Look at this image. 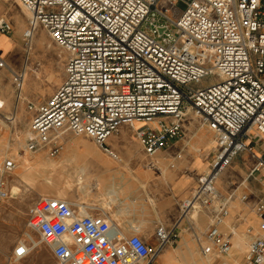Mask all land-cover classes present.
<instances>
[{
    "label": "built area",
    "instance_id": "2783aa9c",
    "mask_svg": "<svg viewBox=\"0 0 264 264\" xmlns=\"http://www.w3.org/2000/svg\"><path fill=\"white\" fill-rule=\"evenodd\" d=\"M19 1L29 13L26 45L42 27L69 55L61 85L40 105L30 106L35 115L25 151L48 149L56 157L60 137L71 132L92 138L122 162L107 141L128 124L152 157L183 137L186 115L193 110L215 135L219 150L181 209L186 216L194 201L215 209L201 253L211 264H227L224 257L233 243L221 225L230 197L220 194L215 181L243 151L256 157L253 171L264 169V150L257 155L246 142L253 129L264 141V0ZM179 2L185 8L172 11ZM12 31L11 21L1 16L0 32ZM0 68H9L22 89L25 72L13 70L1 56ZM213 73L217 79L205 83ZM183 155L179 150L176 159ZM18 163L9 157L0 165V205L10 196L9 181ZM93 209L42 196L29 206L27 227L39 234L37 241L47 245L59 264H150L178 239L176 228L162 223L151 236L135 225L125 233ZM256 213L260 234L249 244L243 264H264V201L257 203ZM35 240L27 233L15 244L13 259L27 257L40 244Z\"/></svg>",
    "mask_w": 264,
    "mask_h": 264
},
{
    "label": "crops",
    "instance_id": "0c3cea01",
    "mask_svg": "<svg viewBox=\"0 0 264 264\" xmlns=\"http://www.w3.org/2000/svg\"><path fill=\"white\" fill-rule=\"evenodd\" d=\"M5 3L0 0V17L4 15L11 21L14 33L11 36L0 33V52L14 49L16 41L21 39L26 23L28 27L24 11V15L20 14L22 18H19V25L16 26L13 17L5 9ZM127 125L122 124L119 132L110 136L107 141L113 149L123 153L122 162L115 161L98 146L87 142L82 147L67 148L62 155L63 159H56L52 163L45 162V165L57 169L61 167L63 160L65 166H62V170L66 171L68 166L74 167L76 181H73L68 192L70 200L78 199L81 203L93 206L95 214L118 216L120 227V217L127 216L138 222L141 221L140 218L146 220L154 229L157 223L176 228L178 239L175 244L180 243L178 248L181 252H189L193 257L202 256L205 233L216 211L211 206H198V217L193 219L182 215L181 204L192 197L199 177L210 169L215 147L210 144L213 137L206 141L201 140L198 134L190 140L182 138L152 157H148L141 148L144 157H147L142 159L127 154L126 148H129L128 145L132 142L124 135ZM202 130L210 134L207 128ZM246 142L257 155L263 152L264 141L258 139L256 132H252ZM197 147L200 150H197ZM179 150L187 152L185 158L176 159ZM191 158L194 160V167L191 165ZM150 161L152 165L148 167ZM171 162H175L174 167H171ZM255 165L256 157L250 151H243L215 181L220 194L230 197L227 202L229 213L224 218L221 231L231 237L232 253L235 252L237 257H240L245 247L248 249L251 241L260 234V218L256 213V205L260 200L264 201V169L253 171ZM191 166L198 171H191ZM243 195L247 196L245 200L242 199ZM127 225L131 233L130 227L133 224L130 222ZM167 248L169 247H165L160 254ZM160 254L155 261L160 258L159 262L163 263L165 255Z\"/></svg>",
    "mask_w": 264,
    "mask_h": 264
},
{
    "label": "rangeland",
    "instance_id": "374dc122",
    "mask_svg": "<svg viewBox=\"0 0 264 264\" xmlns=\"http://www.w3.org/2000/svg\"><path fill=\"white\" fill-rule=\"evenodd\" d=\"M4 1L6 2L5 9L8 10L16 26H18L20 22L19 18H22V11L27 15V9L19 0ZM166 6L163 3V7ZM177 8L184 9L185 5L183 2H179L175 7H172V11ZM27 21H29L28 15ZM26 25L22 29L20 41H16V47L11 51L0 52V56L7 61L9 67L15 71L25 72L23 87L22 89H18L14 83L11 70L9 68H0V100H3L5 103H2L0 108V165L5 158H21L18 170L11 176L9 181L10 196L0 205V264H59L58 260L44 243H40L38 247L30 251L27 257L18 261H15L12 257L13 247L19 240L22 241L27 233L32 234L36 240L40 239L36 231H32L27 227V211L35 200L42 196L62 197L70 200L68 192L73 181H76L74 167L68 166L67 170L64 171V169L62 170V166H65L63 160L61 167L57 169L50 168L52 167L50 165L46 166L45 162L52 163L56 159H63L62 155L67 148L69 149L74 146L82 147L87 142L93 144L95 147L97 144L93 139L85 135H75L69 132L60 137L62 148L56 157H50L48 149H42L36 153H28V155L23 154L25 151L24 146L28 138L29 126L35 115V109L30 108V106L40 105L57 89H49V85L51 84L50 80H53L57 85L63 82L65 79V65L69 57L67 50L58 46L50 37L49 33L42 27L36 29L34 37L29 42L31 43L29 45L30 47L27 46V41L24 37V32L27 28ZM12 33H9V36ZM41 35L43 36L40 37ZM216 79L217 74L213 73L204 82L212 83ZM186 118L187 121L186 125H184L182 138L190 140L198 134L201 140L206 141L213 137L214 139H211L210 144L215 146L212 151V155L215 157L219 150L217 142L215 141V135L202 123L201 118L193 110L188 112ZM193 121L194 123H192ZM203 128H207L210 134L203 131ZM253 131L256 132L255 129ZM124 135L132 141L128 145L129 148H126L127 154L144 159L146 156L144 157L141 151L135 128L127 125ZM61 138L62 140L64 138L65 142ZM118 153L124 160L123 153L119 150ZM186 155L187 152L184 150L183 158ZM151 162H148V167L152 165ZM193 163L194 160L192 159L191 165ZM190 169L193 171L195 168L191 166ZM194 171L197 172L198 170L195 169ZM49 180L50 182H48ZM190 198L187 199L189 200ZM70 201L81 203L78 199H72ZM197 217L198 208L191 213V218L196 219ZM111 218L120 225L118 216H111ZM188 218L190 217L188 216ZM139 220L141 221L132 220V218L127 216L120 217V221L122 222L121 227L125 233H129L127 229L129 225L127 224L131 222L135 226H140L146 236L153 235V226L146 223V220L141 218ZM179 244L166 246L169 248L160 254L163 256L167 253L174 256L168 264H211V261L203 255L193 257L189 252L182 253L178 248L180 246ZM246 250L247 247H245L240 257L234 255L235 252H231L230 257H224L226 258L225 261L227 264H243L244 261L242 260H244ZM159 259L150 264H165L159 262Z\"/></svg>",
    "mask_w": 264,
    "mask_h": 264
},
{
    "label": "bare ground",
    "instance_id": "6f19581e",
    "mask_svg": "<svg viewBox=\"0 0 264 264\" xmlns=\"http://www.w3.org/2000/svg\"><path fill=\"white\" fill-rule=\"evenodd\" d=\"M27 15L29 16V14L27 13ZM43 35H41L40 37H42ZM33 50V49H32ZM25 79V78H24ZM58 81V80H57ZM50 82H51V84L49 85V89L50 90H53V89H55V88H58L61 84H59V85H57V84H55L54 83V81L53 80H50ZM59 82V81H58ZM23 84H24V82H23ZM35 86V85H34ZM2 103H4L3 102V100H0V108H1V104ZM5 104V103H4ZM137 123V125L139 124V122H136ZM192 123H194V121L192 122ZM193 125V124H192ZM25 126V125H24ZM22 136V135H21ZM193 137V136H192ZM214 139V138H213ZM61 140H62V138H61ZM22 141V140H21ZM197 150H200V149H197ZM28 151H24V153L23 154H25V155H28ZM30 155V154H29ZM13 158H15V159H17L18 161H19V163H18V166H17V168H16V170H15V172L18 170V168H19V165H20V163H21V158H16V157H13ZM156 166V165H155ZM193 202V201H192ZM194 203H195V208H190V209H188V210H186V212L185 213H187L186 214V216H189V217H191V213H192V211L193 210H195V209H197L198 208V204H196L197 202L196 201H194ZM200 207V206H199ZM182 213L184 214V212L182 211ZM113 220V219H112ZM113 224H114V226H116V227H120V225L117 223V222H115L114 220H113ZM143 227V226H142ZM150 229V228H149ZM146 231V230H145ZM36 242H38L37 240H35ZM40 242H38V244H39ZM160 254V253H159ZM164 256V255H163ZM172 257H174V256H171V254H167L166 253V255H165V260L163 261V263H165V264H168V262L172 259Z\"/></svg>",
    "mask_w": 264,
    "mask_h": 264
}]
</instances>
